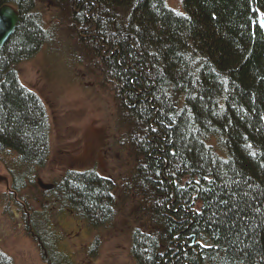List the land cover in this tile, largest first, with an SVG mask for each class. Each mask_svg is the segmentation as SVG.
Here are the masks:
<instances>
[{"label":"trees","instance_id":"obj_1","mask_svg":"<svg viewBox=\"0 0 264 264\" xmlns=\"http://www.w3.org/2000/svg\"><path fill=\"white\" fill-rule=\"evenodd\" d=\"M44 1L67 17L130 126L121 179L139 201L136 264H264V0H181L179 13L167 0H0L21 14L0 47V149L19 153L10 173L21 187L47 155L42 104L14 71L48 40L35 19ZM112 187L73 171L47 197L96 227L112 215ZM30 217L51 264H71L57 233Z\"/></svg>","mask_w":264,"mask_h":264},{"label":"rangeland","instance_id":"obj_2","mask_svg":"<svg viewBox=\"0 0 264 264\" xmlns=\"http://www.w3.org/2000/svg\"><path fill=\"white\" fill-rule=\"evenodd\" d=\"M46 5L44 1L38 10L48 40L40 44V52L30 61L15 66L18 82L37 95L46 115V161L34 173V180L24 181L16 195L10 192L12 186L0 183V252L11 264H51V255L43 253L40 240L34 238L36 228L29 223L33 213L37 223L34 227L43 223L54 230L71 264H136L130 246L132 230L142 226L133 216L139 201L131 200L123 191L121 179L133 163L127 143L130 126L119 119L122 114L118 102L106 82L100 84L89 68V52L85 54L79 37L70 32L67 17L61 16L52 3L48 9ZM166 5L182 12L181 0H167ZM57 55L63 60L54 63ZM2 158L8 160L7 151ZM2 158L0 155L3 169L10 163ZM85 170L113 182L112 215L96 227L76 211L66 212L58 200L47 197L51 188L41 189L37 183L41 179V183L51 186L67 172ZM19 202L24 204L25 212Z\"/></svg>","mask_w":264,"mask_h":264},{"label":"bare ground","instance_id":"obj_3","mask_svg":"<svg viewBox=\"0 0 264 264\" xmlns=\"http://www.w3.org/2000/svg\"><path fill=\"white\" fill-rule=\"evenodd\" d=\"M48 5H50V4H48ZM48 5H46V8L47 9H48ZM3 7L9 8V9H0V10H4L7 13H9V11H11V13L14 16V19H15V22H14L15 25L14 26L16 28L17 27L16 25L19 24L20 23V20H21V14H20V10H19L18 5L17 4H12L10 2L9 3L0 2V8H3ZM47 9H46V12H47ZM36 14L37 15L35 16V19H37V20L39 19V21H41L43 23L44 22L43 21L44 18L42 19V16H41L39 10H36ZM43 15H44V13H43ZM66 23L70 26V24H69L68 21H66ZM8 39L9 38L7 37V40ZM4 43H2L1 46H3ZM39 46H37L36 49H34V51L31 54L19 58V61L16 63V66L17 65H20V64H23V62H25V61L26 62L27 61H30L34 57L35 53H37L38 51L40 52V50L38 48ZM49 56H51V55H49ZM53 58H54V63H56L57 60H63V57L60 56V55L54 56ZM88 66H89V68H92V73L94 74L95 78L100 82V84H102V82L104 83L105 82V79H104L105 76L104 75H100V73H99L100 72V69L99 68H94V65L92 63H90V62L88 63ZM14 71H15V68H14ZM102 85H104V84H102ZM105 86H107V85H105ZM112 96L115 97V95L113 94V92H112ZM4 150H5V152L7 151V153L9 154L8 160H4L5 158H7V156H5V155H4V159L2 158V155L4 153ZM0 155H1L2 160H4L3 162H9L10 163V164H8V167L7 166H4L3 169H2L3 166L0 165V183H3L5 186H10V187L12 186V188H10V192L12 194H15L16 195L19 192V189H21V186L19 184L18 179L15 182V180L13 179L12 174L10 172H11V170H13V168L22 166V164L20 163L21 160L19 159L20 158L19 157V153L17 152V150H13L11 147H5L4 146V149H0ZM4 164L7 165V163H4ZM37 171H38V166H37V163H36L32 167H30L29 168V171H27V172L28 173H33L32 175H34V173H37ZM25 178H26V176L23 175L19 179H24L25 182L27 183L29 180H26ZM32 179L34 180L33 176H32ZM24 180L23 181H20V182L22 183V182H24ZM37 183L39 184V188H41V189H45V187H44L45 185L46 186H49L48 183H41V179H37ZM23 192H24V190H23ZM19 205L22 206L23 212H25V206H24V204L22 205V203L19 202ZM24 214L26 215V213H24Z\"/></svg>","mask_w":264,"mask_h":264},{"label":"water","instance_id":"obj_4","mask_svg":"<svg viewBox=\"0 0 264 264\" xmlns=\"http://www.w3.org/2000/svg\"><path fill=\"white\" fill-rule=\"evenodd\" d=\"M0 9H9V8H0ZM15 19L12 15L11 11L9 13L5 12L4 10H0V46L2 43H4L7 40V37L10 36V34L15 29ZM45 188H50L49 186H44Z\"/></svg>","mask_w":264,"mask_h":264}]
</instances>
